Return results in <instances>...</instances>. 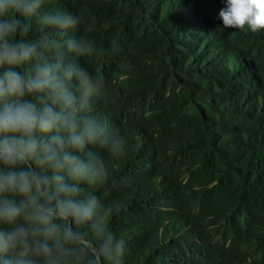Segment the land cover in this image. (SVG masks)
Here are the masks:
<instances>
[{"label": "trees", "instance_id": "obj_1", "mask_svg": "<svg viewBox=\"0 0 264 264\" xmlns=\"http://www.w3.org/2000/svg\"><path fill=\"white\" fill-rule=\"evenodd\" d=\"M82 17L107 81L94 115L124 264H264V30L223 27L224 0H51Z\"/></svg>", "mask_w": 264, "mask_h": 264}, {"label": "clouds", "instance_id": "obj_2", "mask_svg": "<svg viewBox=\"0 0 264 264\" xmlns=\"http://www.w3.org/2000/svg\"><path fill=\"white\" fill-rule=\"evenodd\" d=\"M51 0H0V264H124L109 228L110 158L123 152L93 103L107 81L82 17ZM225 29L264 30V0H224Z\"/></svg>", "mask_w": 264, "mask_h": 264}]
</instances>
